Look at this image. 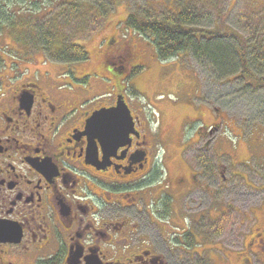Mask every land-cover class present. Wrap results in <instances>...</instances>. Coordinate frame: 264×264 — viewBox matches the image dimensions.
Masks as SVG:
<instances>
[{
	"label": "flooded vegetation",
	"instance_id": "af4514ba",
	"mask_svg": "<svg viewBox=\"0 0 264 264\" xmlns=\"http://www.w3.org/2000/svg\"><path fill=\"white\" fill-rule=\"evenodd\" d=\"M105 63L127 75L143 64L128 46ZM7 72L0 74V264H208L205 254L222 246L221 221L231 225L236 213L235 199L220 197L232 182L226 168L209 165L212 151L202 149L214 123L201 120L194 134L196 166L183 164L187 176L171 177L183 166L158 171L149 110L124 96L127 137L110 145L93 118L115 108L118 95L76 102ZM255 246L264 248V234Z\"/></svg>",
	"mask_w": 264,
	"mask_h": 264
},
{
	"label": "rangeland",
	"instance_id": "374dc122",
	"mask_svg": "<svg viewBox=\"0 0 264 264\" xmlns=\"http://www.w3.org/2000/svg\"><path fill=\"white\" fill-rule=\"evenodd\" d=\"M28 1L30 4L26 0H0V7H11L16 18L12 25L0 22V74L7 70L13 79L35 80L46 86L45 90L60 89L76 102H89L106 93L123 94L133 106L150 111L155 132L153 162L157 168L175 165L176 170L177 165L186 163L196 166L191 158L193 150L199 148L193 145L194 134L201 120L208 127L214 123L216 131L208 135L212 152L207 160L209 165L226 168L232 182L228 190L221 185L220 197L226 201L233 197L236 213L232 214L233 227L223 226L221 221L222 246H216L213 254H205L206 263L218 264L233 257L230 264H238L242 258L247 264H264V248L255 246L264 234V86L255 79L264 78V0H118L115 6L97 0L109 8L95 17L90 15L89 20L94 22H89L88 32L82 26L75 34L76 47H81L87 57L75 63L61 60L68 54L66 50L47 52L43 31L47 23L49 29L79 24V19L64 20L66 3L72 4L75 11L80 3L88 12V0ZM185 10H191L194 16L186 29L209 33V39L226 37L236 49L243 48V57L255 75L253 82L241 80L237 66L223 72L208 69L209 65L196 61L191 52L161 60L153 54L152 38L122 24L130 13L140 20H161L185 14ZM218 43L203 46L221 48ZM124 46L130 47L145 65L130 77L115 69L111 74L105 63ZM103 64L104 72L100 71ZM186 172L183 166L169 176H187ZM160 181L158 187L162 186ZM185 184H189L188 179ZM189 210L187 205L185 212Z\"/></svg>",
	"mask_w": 264,
	"mask_h": 264
},
{
	"label": "trees",
	"instance_id": "16d2710c",
	"mask_svg": "<svg viewBox=\"0 0 264 264\" xmlns=\"http://www.w3.org/2000/svg\"><path fill=\"white\" fill-rule=\"evenodd\" d=\"M102 1H107L113 6H115L116 3H119L118 0ZM26 2L27 4H30L28 0H26ZM88 3V12L83 11L81 7L82 4L80 3L76 5L77 11L70 6L72 4L66 3L68 9L63 14L64 20L79 19V24H76L74 27H72L71 24H67L65 26H55L54 28L49 29V24L47 23V27L43 31V34L46 36L45 39L47 40V52L57 54L60 50H66L68 51V54L64 55L61 60H68L67 62L69 63L86 60L87 57L85 51L81 47H76L78 45L74 42L75 34L82 26L87 27L86 30L88 32L90 25L89 22H94V20H89V18H91L90 15L92 14L95 17L100 11L104 9L108 10L109 8L106 4H100L97 0H88ZM190 12L191 10H185V14L168 16L161 20L149 18L140 20L130 13L122 24L135 33L139 32L140 35L143 36L147 34L148 36L145 37L152 38L154 40L156 56L161 60L172 58L175 54L178 56V54H181L182 52H191V55L196 61L201 62V64H208V69H219L223 72L226 70L229 71V69H233L234 66H237L238 75H241L240 79L243 81L249 79L253 82L252 76L254 77L255 75L248 67L247 60H245L246 57H243V48H239L238 46V49H236L235 45H233L235 43L230 44L226 37L213 36L209 39V37H211V34L209 33L195 32L190 28L186 29L185 27L191 25V19L194 17ZM14 18L15 15L12 12L11 7H9V9H7V6L5 5L0 7L1 24L3 23L6 25L7 23V25H12L11 23H14L16 19ZM24 20L26 21V18ZM28 20L31 21L32 18H28ZM72 28H76V30ZM31 36L34 39L37 38L33 35ZM56 41H58V44H55ZM213 41L220 42L218 44L221 48L215 49V45H213L214 47L211 46L206 48L203 46L204 44H210ZM255 79L260 82L259 85L264 86V78L258 79L255 76Z\"/></svg>",
	"mask_w": 264,
	"mask_h": 264
},
{
	"label": "water",
	"instance_id": "95a60500",
	"mask_svg": "<svg viewBox=\"0 0 264 264\" xmlns=\"http://www.w3.org/2000/svg\"><path fill=\"white\" fill-rule=\"evenodd\" d=\"M93 119H95L93 124L99 125L95 126L97 130H99L100 133L107 134V137L104 139L108 140L110 145L127 137V121H131V117L122 97L118 98L117 106L115 108L100 111ZM89 121L87 123H89ZM88 126L89 125L87 124L86 130L88 129ZM100 144L104 147L103 142L101 143L100 141Z\"/></svg>",
	"mask_w": 264,
	"mask_h": 264
}]
</instances>
